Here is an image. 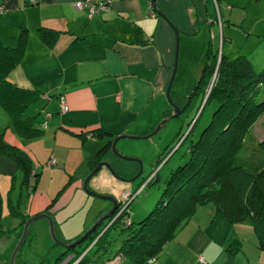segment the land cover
<instances>
[{"label": "crops", "instance_id": "0c3cea01", "mask_svg": "<svg viewBox=\"0 0 264 264\" xmlns=\"http://www.w3.org/2000/svg\"><path fill=\"white\" fill-rule=\"evenodd\" d=\"M77 1L37 0L32 4L31 0H0L3 45L15 46L21 31H27L25 50L9 73L8 81L19 88L37 89L40 100L48 106L42 124L44 134L35 141L19 137L8 117L0 123V130L7 127L4 142L24 152L31 161L32 172L37 175L36 180L31 179L29 183L33 190L27 191L21 210L18 206L22 204V196H15V186L10 187L13 182L8 179L11 171L18 170L10 159L0 155L10 160L7 169H0V259L6 263L9 261L6 253L14 248L23 228L21 219L12 216L11 204L18 207L26 220L49 213L56 235L64 243L78 239L111 208L109 202L94 201L85 194L82 179L94 169L97 155L107 140L121 135H148L159 121L170 115L165 89L175 62L176 34L183 53V67L189 59V45L205 46L211 42L209 36L214 35L209 4L211 2L215 10L218 5L213 0H154V3L151 0H110L106 12L92 16L86 9H75L73 5ZM205 25L208 27L203 29ZM40 29L57 33L50 45L40 39ZM220 29L224 33V27L219 26V34ZM258 30L264 35V24L261 23ZM198 34L201 35L199 39ZM222 37L221 34L218 41L221 42ZM192 58L201 62L202 56ZM180 60L179 55L178 64ZM200 72L195 77L199 78ZM172 99L186 111L189 104L185 95L178 94ZM61 101L68 107L66 112L61 111ZM194 108L198 109V101ZM33 113L37 112L33 110ZM133 127H143V132L137 134L138 129L132 132ZM86 133L93 138H85ZM103 133L107 135L99 139L98 135ZM173 143L164 146L157 161ZM183 143L177 144L174 150L179 145L180 149ZM174 150L164 163L176 154ZM107 154L108 151L102 154L100 161H108ZM50 159L56 164L46 167ZM46 172L50 180L57 173L66 180L61 185L51 181L44 185L42 180ZM98 174H102L106 182L96 183L92 179L89 182L91 191L114 198L118 192L129 191H119L121 188L115 187V180L110 173L109 176L103 173V168ZM218 216L208 205L198 207L191 220L165 246L155 264H199V257L207 264H264V250L258 248L254 232L245 236L238 231L240 226L229 228L226 222L219 226V237L208 233L213 227L210 219L214 217L217 222ZM11 222L15 224L9 226ZM48 231V224H32L28 235L31 240L35 237L45 240ZM236 241L240 251L231 254L227 249ZM118 245L116 242L115 247ZM22 249L16 264H26L27 254L34 256L36 264L46 259L44 252L37 249L25 252ZM59 249L55 260L62 253L63 249ZM73 257L70 255L68 260ZM118 261L117 258L106 264H118Z\"/></svg>", "mask_w": 264, "mask_h": 264}, {"label": "trees", "instance_id": "16d2710c", "mask_svg": "<svg viewBox=\"0 0 264 264\" xmlns=\"http://www.w3.org/2000/svg\"><path fill=\"white\" fill-rule=\"evenodd\" d=\"M38 33L47 45L57 36V33L44 29L38 30ZM227 39L222 37V43ZM26 41V30L21 31L13 47L4 46L0 40V107L15 133L25 140H31L44 134L43 122L37 118L38 113L31 110V106L40 100L41 94L37 89L19 88L8 81L9 73L23 55ZM253 66L243 56L229 58L222 53L219 55L218 50L211 49L209 42L193 94H197L202 101L208 94L206 104L216 103L217 108L201 135L186 147L182 155L186 157L184 164L168 174L154 209L146 218L134 224L129 218L127 207L105 230L108 222L116 216L114 214L103 224V230L101 228L90 234L75 248L63 249L53 264H61L70 255L74 257L68 264H73L80 257L77 264H106L117 258L118 264H148L150 260H157L165 246L191 220L198 207L211 204L216 215L222 216L230 225L249 218L258 248L264 250V168L250 171L236 158L249 127L264 114V70L256 71ZM214 76L216 80L208 93V86ZM27 111L29 115L26 116ZM191 128L183 142L189 138L193 131ZM6 129L0 130V155L10 159L21 173L20 187L32 192L33 187L29 183L31 179L36 180L37 175L31 176L32 166L28 156L4 142ZM105 135H98V138L102 139ZM178 143L179 139L161 154L157 166ZM110 144L111 140H107L99 151L94 167L100 162L101 154L109 152ZM10 212L12 216L20 218L22 224L25 223L26 218L16 205L11 204ZM112 230L120 234L118 247H115L116 237H111ZM29 240L28 235L26 241ZM93 242L91 249L85 253ZM235 243L239 244L237 241L231 243L227 249L231 254L240 251ZM233 244L235 248H232Z\"/></svg>", "mask_w": 264, "mask_h": 264}, {"label": "rangeland", "instance_id": "374dc122", "mask_svg": "<svg viewBox=\"0 0 264 264\" xmlns=\"http://www.w3.org/2000/svg\"><path fill=\"white\" fill-rule=\"evenodd\" d=\"M217 1L218 4L216 3V5H218V7L216 6V10L211 5V2L209 4L211 9L210 13L214 21V24L212 26L214 28V35L209 36V39L211 40V49L213 51L218 50L219 55L222 53L223 55L229 58L243 56L244 58L249 60L252 65H254L253 67L256 71L264 70V60H262L264 59V35H260L258 30L261 29V23L264 24V0H259L257 2L256 0H254V2H251L249 0ZM219 26L224 27V33L221 29V33H218L217 29L219 28ZM206 27L208 26L205 25L203 29H205ZM254 27L255 30L253 31ZM221 34L223 35V37H229L226 41H224V47L222 41H218V39H220ZM197 37L199 39L201 38V35L198 34ZM206 45L202 46L199 43H193L192 45H189V51H187L189 59L187 60L186 66L183 67V53L180 50L179 44L178 59L180 55L181 60L180 64H178L177 61V71L171 88V95L174 97L178 94L185 95L186 103L189 104L186 111L183 110L182 112H180L177 117L172 118L169 122H167L159 130L158 133L147 139H122L119 140L116 144V150L120 155L127 158L139 160L142 163L141 171L139 172V165L137 163L122 160L111 152H109V154H107L105 157L111 164L115 174L121 177L122 179L130 180L136 175H138V177L133 182L124 181L117 179L115 175H113L107 168L103 167V173H106L108 176L111 174L110 176L115 180V187L121 188L119 191L129 190L126 192L136 194V189L144 185L141 192L136 195L133 202L128 206L129 218L134 224L142 221L154 209L164 190V184L168 174L177 166L184 164L186 157L184 158L182 157V155L185 154L186 147L190 144L191 141H195L201 135L204 128L209 124L213 113L216 111V103L209 102L206 104V102H204L205 99L204 101H202L198 99L200 97L197 94H193L195 86L198 82V77H195V74H199L201 66L205 60L207 48ZM195 56H198V58H201L202 56L201 62L197 61V58H192ZM165 100L167 101L166 96ZM197 101L198 109L196 110V108L194 107ZM47 108L48 106L43 100H39L35 105L31 106V110H34L38 113L37 118L42 122H44L47 117L45 114L47 113ZM31 110L29 109V111ZM29 111L26 112V116L29 115ZM6 120H8L7 115L0 107V123L5 122ZM46 123H48V121H46ZM159 123L160 121L155 125L153 130L156 129ZM45 126L43 125V127ZM191 127H193V131L190 133L189 138L183 143L182 147L176 152V154L173 155L165 163L163 161L159 166H157V157L159 153L163 151L164 146L167 143L175 142L177 139H179L178 144L182 143L187 132L192 129ZM135 129L139 130L137 134L143 132L141 131L143 130V127H133L132 132H136ZM176 134H178V138L176 137ZM37 139L39 138L34 139V141ZM236 158L238 163H241L250 171L254 172L255 170L257 171V169L264 168V114L260 115L258 119L255 120V122L249 127L246 135L244 136L241 148L236 155ZM0 159H2L0 161V169H7V162L10 163V160L1 157ZM13 174H15V178H12ZM45 174L46 176L42 180V183L44 185H47L50 181L61 185L66 180V177L61 179V175H59L58 173L52 177V180L49 179L50 176L47 174V172ZM152 178L155 179L149 184ZM8 179L10 181L12 179L13 182L10 187L13 184L15 186V196H17L18 194L19 196L20 194L22 196V204H20V206L18 207L19 209L23 210L24 205L26 203L27 190L26 188L20 190L22 175L15 169L14 172L11 171L10 175H8ZM92 179L96 183L98 181L100 183L101 181H103V184L104 182H106L105 180H102V174H97ZM89 185L90 183L88 184V188ZM121 194V192L117 193V200H120ZM93 200L97 201L98 199L93 198ZM208 207L214 209L212 204L208 205ZM218 217L220 220H218L217 222H214V217L210 219V221L213 220L210 222V224H213V227L209 230L208 233L211 235L215 234L219 237V232L221 230V227L219 226L221 225V223H226V221L222 216L219 215ZM112 220L108 222L107 225L110 226ZM7 222L9 223V221ZM128 223H130V221ZM14 224L15 223L11 222L9 226H13ZM34 224H42L46 226L47 223L44 220H38L34 222L33 225ZM5 225L8 226L7 223H5ZM228 225L229 228L240 226V228L237 229H240L238 231L242 232L245 236H248L247 234H253L252 223L249 218L245 219L243 222L236 223L234 225ZM45 235V240L43 237H35L32 240L30 239L29 242L24 245L23 249H21L24 252L25 250L29 249H37L39 252H44L43 258L46 257L45 264H53L55 262L57 253L61 250L53 246V241L50 240L51 238L49 235V231L48 234ZM122 236L124 238V235ZM111 237H114V239L116 237V242L117 244H119L121 237L116 230L111 231ZM94 243L95 242H93L88 247L85 253H87L91 249ZM232 248H235V245H233ZM13 249L10 253L9 251L6 253V257H8V260L11 257ZM32 256H29V254L26 255V257L24 258L26 264H36L32 259ZM80 258H78L74 263L77 264L80 261ZM66 259L61 264L65 262V264H68L71 261V259L68 260V257ZM0 264H9V261L6 263L0 259Z\"/></svg>", "mask_w": 264, "mask_h": 264}, {"label": "water", "instance_id": "95a60500", "mask_svg": "<svg viewBox=\"0 0 264 264\" xmlns=\"http://www.w3.org/2000/svg\"><path fill=\"white\" fill-rule=\"evenodd\" d=\"M151 1H152V3H154V0H151ZM178 47H179V40H178V35L176 34L175 62H174V65H173L170 81H169V83H168V85H167V87L165 89V96H166L167 101H168V103H169V105L171 107L170 115L167 116L166 118H164L163 120H161L160 123L157 125L156 129L153 130L148 135H145V136L121 135V136L115 137L113 140H111L109 152L113 153L114 155H116L117 157H119L122 160L132 161V162L137 163L139 165V172L142 169V163L139 160L132 159V158H127V157H124V156L120 155L117 152V150H116V144L118 143L119 140H122V139H147V138L155 135L156 133H158L159 130L167 122H169L172 118L177 117L180 114V112H182V110L179 108V106L176 105L173 102L172 95H171V88H172L173 81H174V78H175V75H176V71H177ZM207 96H208V94L206 95L204 102H206ZM103 167L107 168L113 175H115V177L117 179H120V180L133 182L138 177V175H136L134 178H132L130 180L129 179H122L121 177H119L118 175L115 174L111 164L108 161H100V162H98V164L94 167V169H92L90 171V173L83 179V181H82V191L85 194H87L88 196L92 197V198H96V199L101 200V201L109 202L110 205H111V208L108 211H106L105 213H102L98 217V219L78 239H76V240H74L72 242H69V243H64L57 237L56 231H55V223H54V220H53V218L51 217V215L49 213H42V214H39V215H36V216L28 218L25 221V223L23 224L21 236H20L19 240L17 241V243H16V245H15L13 251H12L11 257L9 259V264H16L15 260L17 258V255L19 254L22 246L24 245V243L26 241V238H27V235H28V232H29V228L34 222H36L38 220H44L45 222H47L50 238H51V240L53 241V243L56 246H58L61 249L69 250V249L75 248L76 246H78L79 244L84 242V240H86V238L90 234H92L101 225V223L103 221H105L106 219H109L110 217H112L115 214V212L118 209L119 200H117L116 198H114L113 196H110V195L97 194V193L91 191L88 188L89 182L92 180L93 177H95L98 174V172ZM119 216H120V214L117 213L116 216L113 218L112 222H114ZM108 227H109V225H107L105 230Z\"/></svg>", "mask_w": 264, "mask_h": 264}, {"label": "built area", "instance_id": "2783aa9c", "mask_svg": "<svg viewBox=\"0 0 264 264\" xmlns=\"http://www.w3.org/2000/svg\"><path fill=\"white\" fill-rule=\"evenodd\" d=\"M213 1L216 4V0H213ZM36 2H37V0H31L32 4H35ZM109 5H110V0H79V1L75 2L73 6L75 9H77L79 11H82L83 9L88 10L89 15L92 16L95 14H101L103 12H106L109 9ZM215 80H216V78L214 76L212 78L209 86H208V93L211 90ZM60 107H61V111H63V112H66L68 110V107L65 105V103L63 101H61ZM48 118H50V116H48ZM85 138L92 139L93 135L90 133H86ZM55 164H56L55 160L50 159L48 161V163L46 164V167H52V166H55ZM34 174H35V172L33 171L31 173V176H33ZM143 186L136 191V194H131L128 192L121 194V197L119 200V203L121 204V206L119 207V210L117 213H119L121 215L123 212H125V210L129 206V204L135 199L136 195L141 192ZM126 224H129V223L126 222ZM198 262H199V264H207L202 257L198 258ZM65 263H63V264H65ZM73 264H76V263H73ZM148 264H155V261L150 260V261H148Z\"/></svg>", "mask_w": 264, "mask_h": 264}, {"label": "flooded vegetation", "instance_id": "af4514ba", "mask_svg": "<svg viewBox=\"0 0 264 264\" xmlns=\"http://www.w3.org/2000/svg\"><path fill=\"white\" fill-rule=\"evenodd\" d=\"M121 206V204L119 203L118 204V207H120ZM119 210V209H118ZM118 210L115 212V214H117V212H118ZM107 221H108V219H106ZM106 220L105 221H103L102 223H101V225L95 230V231H99V230H101V228H103V224L106 222ZM94 231V232H95ZM93 232V233H94Z\"/></svg>", "mask_w": 264, "mask_h": 264}, {"label": "clouds", "instance_id": "9594fccd", "mask_svg": "<svg viewBox=\"0 0 264 264\" xmlns=\"http://www.w3.org/2000/svg\"><path fill=\"white\" fill-rule=\"evenodd\" d=\"M139 188H141V187H139ZM139 188H138V189H139Z\"/></svg>", "mask_w": 264, "mask_h": 264}]
</instances>
